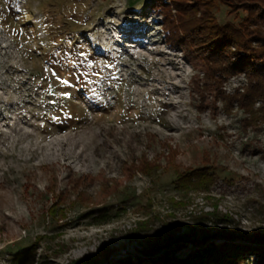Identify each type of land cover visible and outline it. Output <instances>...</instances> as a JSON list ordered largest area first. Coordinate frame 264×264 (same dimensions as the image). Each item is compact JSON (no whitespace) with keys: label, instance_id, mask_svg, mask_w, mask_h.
<instances>
[{"label":"rangeland","instance_id":"obj_1","mask_svg":"<svg viewBox=\"0 0 264 264\" xmlns=\"http://www.w3.org/2000/svg\"><path fill=\"white\" fill-rule=\"evenodd\" d=\"M153 1L0 0V264H217L237 250L219 246L259 249L264 116L224 110L199 60L166 44ZM202 167L209 192L175 190L174 170Z\"/></svg>","mask_w":264,"mask_h":264},{"label":"trees","instance_id":"obj_2","mask_svg":"<svg viewBox=\"0 0 264 264\" xmlns=\"http://www.w3.org/2000/svg\"><path fill=\"white\" fill-rule=\"evenodd\" d=\"M218 5L225 6L226 14L240 21L220 24L214 15ZM151 7L160 16L166 44L199 60L213 88L215 100L222 103L224 110L229 112L237 106L251 121L260 120L264 113L259 115L255 104L264 101V31L257 23L264 17V0H154ZM239 14H242L241 18ZM233 76H243L245 85L227 94L222 89L223 84ZM172 157L173 153L168 157L169 162ZM160 168L158 163L142 161L136 170L149 175ZM174 176V188L179 192H209L216 179L212 167L176 169ZM57 207L58 204H52L47 213L54 216L59 211ZM98 216L104 221L109 218L104 212ZM139 226L141 232L146 231L150 228L149 220ZM252 241L259 249L249 245L217 247L215 251L228 254L237 249L228 260L217 261V264H243L245 258L235 255L246 250L258 256L256 264H264V249H261L264 248V237ZM183 242L178 248L193 240L186 237ZM25 261L26 255L20 256L16 262L24 264ZM73 264H96V261L85 259Z\"/></svg>","mask_w":264,"mask_h":264},{"label":"bare ground","instance_id":"obj_3","mask_svg":"<svg viewBox=\"0 0 264 264\" xmlns=\"http://www.w3.org/2000/svg\"><path fill=\"white\" fill-rule=\"evenodd\" d=\"M180 115V114H179ZM161 118V117H160ZM173 125H175V124H172V123H170V122H167V123H163V126H162V128H166V129H171V128H173ZM19 219V218H18Z\"/></svg>","mask_w":264,"mask_h":264},{"label":"snow or ice","instance_id":"obj_4","mask_svg":"<svg viewBox=\"0 0 264 264\" xmlns=\"http://www.w3.org/2000/svg\"><path fill=\"white\" fill-rule=\"evenodd\" d=\"M53 75H56V73L54 72ZM62 82L65 83V84L67 83V81H62Z\"/></svg>","mask_w":264,"mask_h":264}]
</instances>
